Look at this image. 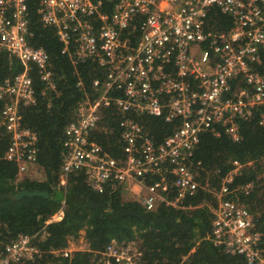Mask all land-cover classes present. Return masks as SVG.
<instances>
[{"label": "built area", "instance_id": "built-area-1", "mask_svg": "<svg viewBox=\"0 0 264 264\" xmlns=\"http://www.w3.org/2000/svg\"><path fill=\"white\" fill-rule=\"evenodd\" d=\"M107 1L114 2L109 15L102 0H41L37 10L41 25L55 30L62 54L73 63L93 61L103 70L102 80L92 83L98 96L82 100L65 128L62 177L83 171L97 192L110 181L128 191L132 180L144 190L138 199L146 210L183 209L184 200L199 187L190 157L202 133L217 137L221 129L238 142V120L253 116L264 129V0ZM211 8L230 16L229 30L205 27ZM26 10V0H0V51L16 57L24 68L0 85V100L6 101L0 127L10 136L4 159L16 164L19 177L35 167L37 151L35 134L20 128L18 115L20 103L34 104L29 65L37 68L46 91L54 89L46 53L27 43ZM110 106L123 114L120 161L90 140L101 111ZM135 114L177 124L155 146ZM242 166L232 161L215 193L211 238L245 264H264L253 215L236 196L238 188L228 187ZM146 176L155 181L145 186ZM251 189V183L239 188L245 194ZM60 217L61 212L52 219ZM36 253L31 238L20 236L6 246L0 264L32 260ZM105 256L116 264H141L136 253L115 245L107 247Z\"/></svg>", "mask_w": 264, "mask_h": 264}, {"label": "trees", "instance_id": "trees-1", "mask_svg": "<svg viewBox=\"0 0 264 264\" xmlns=\"http://www.w3.org/2000/svg\"><path fill=\"white\" fill-rule=\"evenodd\" d=\"M40 1L26 0L31 33L27 43L46 53L54 89L46 91L37 68L29 65L34 104L20 103L18 115L20 128L36 136L34 166L41 177L32 178L29 173L19 177L16 164L4 159L10 136L0 127V257L7 245L20 236H28L37 253L32 260L12 264H116L105 256L111 245L136 253L141 264H245L241 256L226 252L211 238L213 210L217 207L215 193L232 161L243 166L228 187L238 188L236 196L253 215V230L260 234L259 247L264 253V129L257 125L256 116L238 120L241 135L238 142L231 141L221 129L217 137L209 132L199 136L190 157L199 187L184 200L183 209L159 206L148 211L124 184L112 181L101 192L94 191L83 171L62 177L65 128L76 118L77 105L82 100L92 101L98 96L99 89L92 83L102 80L103 70L93 61L73 63L61 53L62 44L55 30L44 28L39 21ZM113 3L102 0L103 12L109 15ZM230 26V16L219 9L211 8L207 13V29L227 31ZM23 70L16 57L0 51V85ZM5 102L0 100V113ZM132 117L155 146L177 124L147 114ZM122 119L123 114L114 106L107 107L101 111L97 129L90 134V140L117 161L124 158L119 127ZM153 181L154 177L143 179L145 186ZM249 183L252 189L248 194L239 190ZM24 190L47 196L12 199ZM168 191L172 196L173 188ZM60 212V219L52 221ZM79 238L85 244L84 249L64 256L69 251L68 244Z\"/></svg>", "mask_w": 264, "mask_h": 264}, {"label": "rangeland", "instance_id": "rangeland-1", "mask_svg": "<svg viewBox=\"0 0 264 264\" xmlns=\"http://www.w3.org/2000/svg\"><path fill=\"white\" fill-rule=\"evenodd\" d=\"M29 175H30V177H32V178H40L41 177V174H40V172L35 168V167H32L31 169H30V173H29ZM55 217V216H54ZM53 217V218H54ZM52 221H56V220H59V219H57V218H55V219H51ZM68 249L70 250V251H74V250H83L84 249V247H85V244H84V242H83V240H82V238H79L78 240H76V241H72V242H70L69 244H68Z\"/></svg>", "mask_w": 264, "mask_h": 264}, {"label": "water", "instance_id": "water-1", "mask_svg": "<svg viewBox=\"0 0 264 264\" xmlns=\"http://www.w3.org/2000/svg\"><path fill=\"white\" fill-rule=\"evenodd\" d=\"M33 196H39V197H46L47 194L46 193H40L38 191H34V192H29V191H21L19 192L17 195H15L14 197H12L13 200H19L23 197H33Z\"/></svg>", "mask_w": 264, "mask_h": 264}, {"label": "crops", "instance_id": "crops-1", "mask_svg": "<svg viewBox=\"0 0 264 264\" xmlns=\"http://www.w3.org/2000/svg\"><path fill=\"white\" fill-rule=\"evenodd\" d=\"M129 184H130V189L129 192L131 193V195H133L134 197H142L144 196V190L142 189L141 186L136 185L132 180H129Z\"/></svg>", "mask_w": 264, "mask_h": 264}]
</instances>
